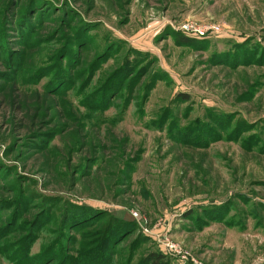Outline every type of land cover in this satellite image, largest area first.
<instances>
[{
    "label": "rangeland",
    "instance_id": "obj_1",
    "mask_svg": "<svg viewBox=\"0 0 264 264\" xmlns=\"http://www.w3.org/2000/svg\"><path fill=\"white\" fill-rule=\"evenodd\" d=\"M152 249L264 264V0H0V264Z\"/></svg>",
    "mask_w": 264,
    "mask_h": 264
},
{
    "label": "trees",
    "instance_id": "obj_2",
    "mask_svg": "<svg viewBox=\"0 0 264 264\" xmlns=\"http://www.w3.org/2000/svg\"><path fill=\"white\" fill-rule=\"evenodd\" d=\"M183 42L187 43V42H190V38L187 37V36H183L182 38ZM118 218L120 220H123L125 218H128L126 216L125 213H120L118 214ZM130 220L131 223L135 224L136 221L132 218H128ZM137 224V223H136ZM166 256L164 255L163 252L159 251V250H150L147 254V257H146V261L148 264H167V260L165 259Z\"/></svg>",
    "mask_w": 264,
    "mask_h": 264
},
{
    "label": "built area",
    "instance_id": "obj_3",
    "mask_svg": "<svg viewBox=\"0 0 264 264\" xmlns=\"http://www.w3.org/2000/svg\"><path fill=\"white\" fill-rule=\"evenodd\" d=\"M188 31H190V26L185 27ZM196 30V29H195ZM201 31V30H200ZM201 34H203V31H201ZM160 241L163 243L165 246L166 251L171 252L173 249L172 243L169 241V239L166 236H160Z\"/></svg>",
    "mask_w": 264,
    "mask_h": 264
}]
</instances>
